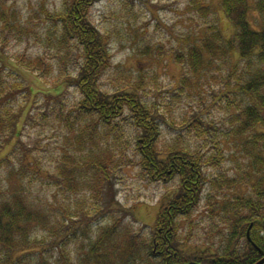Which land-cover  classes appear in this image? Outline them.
<instances>
[{
	"label": "trees",
	"instance_id": "trees-1",
	"mask_svg": "<svg viewBox=\"0 0 264 264\" xmlns=\"http://www.w3.org/2000/svg\"><path fill=\"white\" fill-rule=\"evenodd\" d=\"M97 1L66 0L62 9L46 13L57 25L59 41L70 50L68 56L73 52L71 44L76 45L77 50L79 48L80 67L77 74L69 75L67 79L75 83L80 96L66 111V103L61 99L65 85L62 79L53 89L55 92L48 89L45 94L61 105L57 114L68 124L86 119L77 139L82 147L78 149L79 153L65 152L56 169L48 171L57 186L54 202L41 205L30 198L21 185L0 199V264H76L63 244L81 225L88 231L93 230L88 216L91 209L87 207L91 202L97 205L95 217L101 219V225L89 244L82 243L80 264L257 263L264 257V174H260L264 173V22L256 27L251 16L252 11L264 13V0H221L224 12L235 26L232 36L226 38L221 29L213 25L205 36L196 39L199 41L192 42L187 50L175 55L178 62L188 63L195 73L206 59L208 62L223 59L233 52L238 53L240 60L248 62L244 75L237 70V63L232 67L230 80L235 81H230L227 92L234 94L231 98L240 100L236 104L229 103V109L233 108L231 122L235 124L234 132H231L242 138L243 152L254 170L248 174L250 192L245 191L224 203L222 209L232 214L233 223L228 225L218 247L190 244L187 236L180 235V223L184 218H192L207 182L213 186L217 183V178H210L207 170L218 165L222 147L217 153L208 155L179 139L162 146L161 116L154 103L147 101L135 86L117 85L112 90L102 87L100 80L112 66L113 53L108 45V35L92 21L91 10ZM0 20L3 24L0 31V162H5L10 158V146L19 135L20 121L25 118V106L28 105L19 103V93L26 92L28 102L35 82L51 75L54 65L45 54L9 55L5 50V30L20 36L29 35V30L26 26L17 27L16 19L8 18L4 7L0 8ZM14 76L17 80L12 81ZM27 115L30 116L29 112ZM206 121L198 117L190 122L184 120L182 125L188 132L203 135L202 127L208 129ZM124 124L131 125L135 140L137 158L127 157L130 161L126 159V152L116 153L110 142L112 134L114 140L118 138ZM109 137L106 142L105 138ZM130 164L140 166L152 180L167 182L175 176L180 179L178 189L165 195L150 235L125 221L130 210L117 198L116 178L120 170ZM36 167L42 174V168L38 164ZM241 180L231 177L224 182L235 188L239 182L248 179L244 176ZM84 188L94 190V201L78 195ZM58 192H62L67 201L61 199ZM71 193L76 197L75 201L69 200ZM80 210L86 213L74 221ZM114 211L118 213L109 215ZM103 220L105 222H101ZM40 226L48 231L52 240L48 242L34 234V229ZM83 235L88 236V233L85 231ZM55 248L61 250V254L51 262L47 253Z\"/></svg>",
	"mask_w": 264,
	"mask_h": 264
},
{
	"label": "rangeland",
	"instance_id": "rangeland-1",
	"mask_svg": "<svg viewBox=\"0 0 264 264\" xmlns=\"http://www.w3.org/2000/svg\"><path fill=\"white\" fill-rule=\"evenodd\" d=\"M65 1L0 0V8L4 7L8 18L16 19L14 24L17 27L26 26L29 30V35L21 36L5 30L6 52L11 56L20 53L31 56L45 54L54 65L51 75L35 82L28 102L26 92L18 95L19 103L28 105L25 106V118L20 121L21 130L15 138L17 141L14 140V145L10 146V158L0 162V199L21 185L25 193L41 205L51 200L54 202L57 186L48 171L56 169L65 152L79 153L78 149L82 147L77 139L86 119L79 122L73 120L72 124H68L57 114L61 105L45 94L48 89L55 92L53 89L62 79L65 85L61 99L66 103V111L80 96L75 83L67 79L69 75L77 74L80 67L79 48L77 50L76 45L71 44L73 52L68 56L70 50L59 41L57 25L46 14L62 9ZM203 5L208 7L203 8ZM91 17L99 29L108 35V45L113 53L112 66L100 80L103 88L112 90L117 85L135 86L147 101L154 103L161 116L162 146L179 139L208 155L217 153L218 148L222 147V154H218L217 158L218 165L210 166L207 170L210 178H217V183L213 186L207 182L192 218H184L180 223V235L187 236L190 244L218 247L228 231V225L233 223L232 214L222 209L224 203L245 191L250 192V186L247 187V183L251 185L248 174L254 170L249 164V157L243 152L242 138L233 133V108L229 109V103L232 101L236 104L240 100L231 98L234 94L227 92L230 81H235L230 80L232 67L237 63V70L244 75L247 74L248 62L240 60L238 53L233 52L223 59L211 62L206 59L202 68L195 73L188 63L178 62L175 55L178 51L187 50L192 42L199 41L196 39L205 36L213 25H217L226 38L232 36L235 26L224 12L221 0H99L92 6ZM251 21L259 27L264 22V13L252 11ZM2 29L0 20V31ZM11 80L15 81L17 77ZM198 117L207 120L208 129L202 127V131H205L203 135L188 132L182 125V121L190 122ZM121 129L116 140L112 134L111 140L109 137L105 141L110 140L116 153L126 152V159L137 158L131 125L124 124ZM179 133L182 137L177 136ZM85 150L88 151L87 148ZM37 164L42 168V174L37 172ZM244 176L248 180L239 182L235 188L224 182V179L231 177H238L242 181ZM116 180L117 198L130 210L131 217H126L125 221L132 222L138 229L141 227L145 234L150 235L165 195L179 187V176L167 182L152 180L140 166L130 164L120 170ZM93 193L91 188H84L78 195H85L86 200L94 201ZM58 196L67 199L62 192H58ZM75 199L71 193L69 200ZM87 207L91 209L88 216L93 230L88 231L81 225L76 234L63 244L76 264H80L82 243L85 246L89 244L101 225V219L95 217L97 205L91 202ZM85 213L80 210L74 221ZM113 213L118 212H110L109 215ZM85 231L88 236L83 235ZM33 232L39 239L52 240L48 231L41 226ZM60 251L55 248L47 253L51 262L60 257Z\"/></svg>",
	"mask_w": 264,
	"mask_h": 264
},
{
	"label": "water",
	"instance_id": "water-1",
	"mask_svg": "<svg viewBox=\"0 0 264 264\" xmlns=\"http://www.w3.org/2000/svg\"><path fill=\"white\" fill-rule=\"evenodd\" d=\"M263 261H264V257L260 261H258L257 263H255V264H261Z\"/></svg>",
	"mask_w": 264,
	"mask_h": 264
}]
</instances>
